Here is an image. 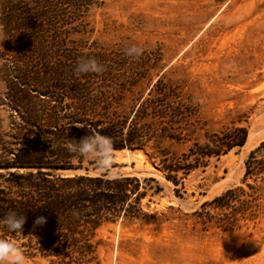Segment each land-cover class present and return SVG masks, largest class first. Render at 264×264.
Segmentation results:
<instances>
[{"label": "trees", "instance_id": "obj_1", "mask_svg": "<svg viewBox=\"0 0 264 264\" xmlns=\"http://www.w3.org/2000/svg\"><path fill=\"white\" fill-rule=\"evenodd\" d=\"M102 2L0 0V105L8 112L7 129L0 133V221L13 211L26 218L21 234L0 222V238L17 243L27 258L49 264L95 263L102 242L98 230L119 219H141L148 189L160 191L151 185L152 177L101 175L93 161L70 152L68 143L95 131L111 137L115 150L142 149L150 129L140 120L168 118L167 136L180 122V105L165 103L162 109L163 98L175 94L160 79L148 97L120 112L114 106L121 98L115 77L76 74L81 58L101 64L113 58L96 45L84 50L74 39L86 31L89 10ZM130 78L123 87L134 85ZM247 134L245 126L208 133L181 157H158V162L177 184L182 169L208 165L242 146ZM208 205L214 213L205 219L225 230L264 217V141L249 152L241 184L202 204ZM39 217L44 224H35Z\"/></svg>", "mask_w": 264, "mask_h": 264}, {"label": "rangeland", "instance_id": "obj_2", "mask_svg": "<svg viewBox=\"0 0 264 264\" xmlns=\"http://www.w3.org/2000/svg\"><path fill=\"white\" fill-rule=\"evenodd\" d=\"M84 24L86 31L74 36L84 50L96 45L113 55L98 77L116 78V110L148 97L158 79L175 94L163 98L162 109L180 105L172 134L163 131L168 118L148 117L139 121L150 129L146 146L114 151L113 175L152 177L160 191L148 189L141 219L98 230L102 242L92 264H264L263 216L225 230L205 219L214 211L202 206L241 184L249 152L264 141V0H103ZM132 45L144 55H125ZM130 77L134 85L123 87ZM7 116L0 105V133ZM234 126L247 128L242 146L204 167L182 169L177 184L166 178L158 157H181L208 133ZM37 263L49 264L26 257V264Z\"/></svg>", "mask_w": 264, "mask_h": 264}, {"label": "clouds", "instance_id": "obj_3", "mask_svg": "<svg viewBox=\"0 0 264 264\" xmlns=\"http://www.w3.org/2000/svg\"><path fill=\"white\" fill-rule=\"evenodd\" d=\"M145 49L136 45L128 47L125 55L138 59L144 55ZM105 71V66L94 57L81 58L75 67L77 75L89 73L100 74ZM82 128V125H75ZM68 150L77 154L80 158L93 161L96 169L101 175L107 174V178L115 179L113 175L114 165V142L111 137L102 135L100 132H93L85 135L79 140L73 139L69 142ZM2 222L12 233L22 232L23 225L26 223L25 215L16 212H9ZM45 218L39 217L35 224L42 225ZM0 264H26V257L22 249L12 240L0 238Z\"/></svg>", "mask_w": 264, "mask_h": 264}]
</instances>
